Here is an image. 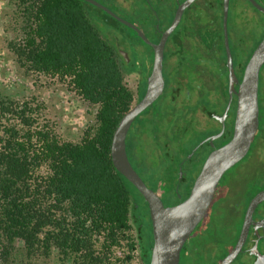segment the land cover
Instances as JSON below:
<instances>
[{"label": "trees", "instance_id": "obj_1", "mask_svg": "<svg viewBox=\"0 0 264 264\" xmlns=\"http://www.w3.org/2000/svg\"><path fill=\"white\" fill-rule=\"evenodd\" d=\"M20 4L24 35L9 43L16 58L27 69L66 78L96 106L95 126L79 141L65 140L39 121L41 103L35 98L0 99V264L11 263L17 242L28 258L55 250L74 264H103L105 253L120 244L132 223L142 260L148 262L152 235L146 204L110 155L114 128L133 101L124 81L131 66L85 4L97 6L86 0ZM134 136L131 126L126 151L136 168ZM99 250H105L103 256Z\"/></svg>", "mask_w": 264, "mask_h": 264}, {"label": "flooded vegetation", "instance_id": "obj_2", "mask_svg": "<svg viewBox=\"0 0 264 264\" xmlns=\"http://www.w3.org/2000/svg\"><path fill=\"white\" fill-rule=\"evenodd\" d=\"M96 1L132 23L149 40L144 42L134 28L97 6L124 25L130 35L115 44L124 62L131 66L129 74L136 77V103L145 92L159 40L185 0ZM254 1L264 7V0ZM223 2L191 0L183 8L162 47L163 89L131 124L135 135L131 148L135 170L139 173V165L146 169L147 181L139 175L165 206L187 196L207 155L232 137L236 95L229 87ZM232 2L228 0L226 33L233 70L240 80L252 50L264 36V11L251 0H237L234 13H230ZM256 34L258 37L251 42L248 37ZM257 96L259 123L250 148L225 173L233 172L255 149L256 172L245 180L242 196L240 191L233 198L215 196L204 218L183 244L179 264H221L229 255L226 264H264V63L259 69ZM139 129L141 135L135 134ZM246 174L240 176L243 181ZM244 186L256 189L244 192ZM256 194H261L259 200L250 205ZM166 198L169 200L165 201ZM239 239L240 248L232 254Z\"/></svg>", "mask_w": 264, "mask_h": 264}, {"label": "water", "instance_id": "obj_3", "mask_svg": "<svg viewBox=\"0 0 264 264\" xmlns=\"http://www.w3.org/2000/svg\"><path fill=\"white\" fill-rule=\"evenodd\" d=\"M87 2L103 8L108 14L122 23L134 28L144 42L149 40L132 23L119 17L112 10L103 6L96 0ZM191 0L180 4L172 23L162 34L159 45L155 49L151 72L147 77L145 92L141 98L119 119L111 137L110 155L116 168L137 189L144 202L147 203L148 215L151 225L152 244L150 247L149 264H179L180 251L195 226L204 218L217 191L221 177L227 169L240 161L248 152L251 140L255 134L258 123V77L259 69L264 63V36L252 50L242 71L241 79L235 76L232 55L226 33V18L228 0L223 2L224 44L229 71L230 91L236 95V113L232 137L222 145L213 149L205 158L200 171L195 177L187 196L173 205L165 206L160 196L149 187L131 164L126 151V137L135 117L146 107L151 105L160 95L164 80L162 76V47L163 43L175 27L183 8ZM253 4L264 11V7L251 0ZM126 56V52L122 51ZM237 83V89H234ZM261 194H256L250 201L255 204ZM241 235V234H240ZM242 236H240V239ZM238 240L232 254L240 248ZM230 255L222 260L226 264Z\"/></svg>", "mask_w": 264, "mask_h": 264}, {"label": "rangeland", "instance_id": "obj_4", "mask_svg": "<svg viewBox=\"0 0 264 264\" xmlns=\"http://www.w3.org/2000/svg\"><path fill=\"white\" fill-rule=\"evenodd\" d=\"M236 3L237 0H233L230 13H234ZM85 6L92 13L101 32L111 41L120 43L125 38H129L130 35L127 34L128 31L124 25L108 18L99 8L89 4H85ZM23 26L24 14L20 0H0V99L9 98L16 101L30 99L34 101L32 98H35L41 103L38 118L41 123L48 124L62 139L79 141L86 130L95 126L96 106L85 102L77 92L71 89L66 78L35 72L27 69L24 64L18 61L9 43L23 38ZM257 37L258 34L252 35L248 39L253 42ZM124 81L134 94L135 75L126 74ZM134 103L133 100L131 105ZM127 150L133 159L130 148L127 147ZM249 154L245 161L242 160L234 167L233 172L224 174L217 188V197L220 199L226 198L227 195H230L231 198L237 197L239 191L242 196L243 184L247 185L245 180L256 172L258 166L256 149ZM137 169L145 180L149 179L147 171L142 165H139ZM244 172L247 174L244 175L243 181V177L240 176ZM255 189V187L246 188L244 186V192H252ZM167 200L169 199L166 198L165 201ZM146 231L149 234V229ZM137 233L136 225L132 223L131 228L125 233L127 236L121 239L120 244L111 247L105 253L108 258L104 259L103 264H149V258L148 262L147 259L142 260ZM130 241L135 242L132 248L128 245ZM95 246L97 248L99 243ZM104 251L99 250L102 256ZM24 252L21 242H17L10 264H74L71 257L61 258L55 250L45 257L36 256L33 258L26 257ZM126 254H130L131 258L127 259Z\"/></svg>", "mask_w": 264, "mask_h": 264}]
</instances>
